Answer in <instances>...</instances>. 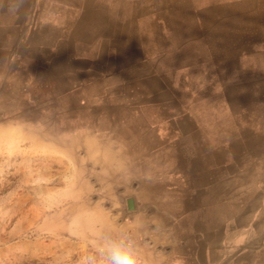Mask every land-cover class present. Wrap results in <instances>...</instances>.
<instances>
[{
    "label": "crops",
    "instance_id": "crops-1",
    "mask_svg": "<svg viewBox=\"0 0 264 264\" xmlns=\"http://www.w3.org/2000/svg\"><path fill=\"white\" fill-rule=\"evenodd\" d=\"M187 1L27 0L13 14L5 0L0 157L31 168L0 194V214L31 231L15 243L20 264H90L115 231L145 264H264L262 149L216 151L191 55L213 54L235 81L264 56L215 27L239 0L204 1L202 30L183 29L197 10L184 14Z\"/></svg>",
    "mask_w": 264,
    "mask_h": 264
},
{
    "label": "rangeland",
    "instance_id": "rangeland-1",
    "mask_svg": "<svg viewBox=\"0 0 264 264\" xmlns=\"http://www.w3.org/2000/svg\"><path fill=\"white\" fill-rule=\"evenodd\" d=\"M191 1L196 3L193 7L197 8L194 11L196 16L192 17V20L184 21L183 29L202 30V16L206 0H188L184 3V14L188 11L187 4ZM235 3L238 4L226 12L229 14V19L227 16H222L225 14L224 10L214 15L215 27L218 23L230 24L229 27L232 30L239 31L236 34L240 39H247V47H251V45L248 46L250 43H256L257 50H261L264 56V0H239ZM187 13L190 14L189 11ZM233 18L238 20L234 22ZM191 57L198 58L197 64L194 62L193 65L199 68L200 84L196 87L198 97L196 111L199 114L200 125L204 129H210L211 125H214L216 132L208 136L213 137L216 151L229 143L241 142L248 147L252 157L261 148L262 160H264V58L258 62V73L254 78L235 81L231 78L233 75L227 77V74H220L218 76L217 65L219 67L221 65L218 64L213 54L201 51L198 55H191ZM235 66L236 64L229 67L234 68ZM205 73L207 75H204ZM248 81L249 83H244ZM209 111L215 112L213 117L212 115L210 117ZM202 137L206 138L204 134L200 135V148L205 143ZM222 158L220 155L216 157V160ZM30 168V166L16 163L15 158L10 154L0 157V194L13 184L14 177H22L24 171L29 172ZM250 169V176L257 175L258 177V171L255 174L253 164ZM262 177H264V162H262ZM4 217V214H0V264H20L16 261L15 243L30 237L31 231L5 228L8 224L4 222Z\"/></svg>",
    "mask_w": 264,
    "mask_h": 264
},
{
    "label": "clouds",
    "instance_id": "clouds-1",
    "mask_svg": "<svg viewBox=\"0 0 264 264\" xmlns=\"http://www.w3.org/2000/svg\"><path fill=\"white\" fill-rule=\"evenodd\" d=\"M27 0H7L6 11L16 14ZM0 9H5V0H0ZM90 264H145L135 241L125 232L115 231L106 235Z\"/></svg>",
    "mask_w": 264,
    "mask_h": 264
},
{
    "label": "water",
    "instance_id": "water-1",
    "mask_svg": "<svg viewBox=\"0 0 264 264\" xmlns=\"http://www.w3.org/2000/svg\"><path fill=\"white\" fill-rule=\"evenodd\" d=\"M127 206L129 209H131V201L130 200L127 201Z\"/></svg>",
    "mask_w": 264,
    "mask_h": 264
},
{
    "label": "bare ground",
    "instance_id": "bare-ground-1",
    "mask_svg": "<svg viewBox=\"0 0 264 264\" xmlns=\"http://www.w3.org/2000/svg\"><path fill=\"white\" fill-rule=\"evenodd\" d=\"M85 4V3H84ZM255 73V72H254ZM256 74V73H255ZM251 75V74H250Z\"/></svg>",
    "mask_w": 264,
    "mask_h": 264
}]
</instances>
